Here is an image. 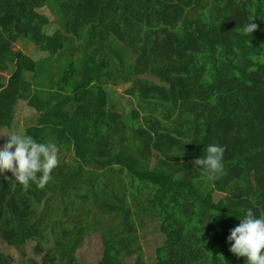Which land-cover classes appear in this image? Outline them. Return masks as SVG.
Instances as JSON below:
<instances>
[{"label": "trees", "instance_id": "16d2710c", "mask_svg": "<svg viewBox=\"0 0 264 264\" xmlns=\"http://www.w3.org/2000/svg\"><path fill=\"white\" fill-rule=\"evenodd\" d=\"M164 1L183 16L147 50L137 0H0V91L15 64L33 87L24 134L72 153L43 189L0 173V264H84L97 233L96 264H146L150 230L153 264H246L227 237L264 215V0ZM124 84L116 115L109 85ZM210 144L251 156L247 172L223 162L213 186L192 163Z\"/></svg>", "mask_w": 264, "mask_h": 264}, {"label": "rangeland", "instance_id": "374dc122", "mask_svg": "<svg viewBox=\"0 0 264 264\" xmlns=\"http://www.w3.org/2000/svg\"><path fill=\"white\" fill-rule=\"evenodd\" d=\"M136 4L139 8H137V10L141 18L140 22L146 23L149 28L144 33V47L147 50H149L150 45H157L160 37L167 34L170 28L175 27L183 16V9L175 5L167 7L164 0H137ZM43 22H45L44 16H40L32 21V23L37 26ZM15 49H19V46H15ZM143 49L144 48L142 47V51H145ZM13 66H15V64ZM13 66H11L7 71L1 72L4 78L3 81L6 85L0 91V96L5 98L0 101V127L9 122L11 119L12 128L8 126L0 128V134H11L13 131L24 134V129L26 128V118L28 117L26 115L30 114V108L27 105V101L31 96L33 87L29 84L26 91L21 90L22 86L15 76L16 68ZM74 67L77 68L78 64L75 63ZM52 80L53 90L69 93L73 89V81H65L63 79V75H61V72L59 73L58 70H54V77ZM123 86L126 85L124 84L119 87H112L109 85V110L114 112L116 115L122 114L124 110L123 103H121L118 99V94L122 93ZM131 103L133 105L132 108H134V102L132 101ZM32 113L38 114V111L32 110ZM14 121L16 123H14ZM114 124L121 126L120 122ZM58 153L59 159L65 161H69L72 155L69 151H60L59 149ZM251 159V156H245L243 160L238 161L237 159L227 155L225 152L223 156V162L229 166L231 172L240 171L242 173H246L252 162ZM114 164L115 161H111L105 165H101L99 168L103 170L107 166ZM141 242L143 244V253L146 264H153L154 249L157 245L163 242V236L158 233L157 230H150ZM100 255L101 243L99 233L88 235L85 248L81 251L82 262L84 264H96Z\"/></svg>", "mask_w": 264, "mask_h": 264}, {"label": "clouds", "instance_id": "9594fccd", "mask_svg": "<svg viewBox=\"0 0 264 264\" xmlns=\"http://www.w3.org/2000/svg\"><path fill=\"white\" fill-rule=\"evenodd\" d=\"M250 22L242 29L244 34H251L257 29ZM6 142L0 146V173H12L15 181L28 190L30 182L43 189L52 179V171L59 163V153L54 143L37 142L32 136L14 132L0 134ZM203 157L192 163L203 168L208 182L219 178L224 171L223 156L225 148L210 144ZM227 240L231 242L229 251L237 257H244L246 264H264V215L256 216L251 208L247 209L238 226L230 231Z\"/></svg>", "mask_w": 264, "mask_h": 264}]
</instances>
